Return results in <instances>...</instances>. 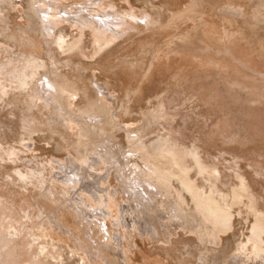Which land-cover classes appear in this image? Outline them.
Instances as JSON below:
<instances>
[{
  "label": "rangeland",
  "instance_id": "obj_1",
  "mask_svg": "<svg viewBox=\"0 0 264 264\" xmlns=\"http://www.w3.org/2000/svg\"><path fill=\"white\" fill-rule=\"evenodd\" d=\"M34 1L0 0V264H264V0Z\"/></svg>",
  "mask_w": 264,
  "mask_h": 264
},
{
  "label": "bare ground",
  "instance_id": "obj_2",
  "mask_svg": "<svg viewBox=\"0 0 264 264\" xmlns=\"http://www.w3.org/2000/svg\"><path fill=\"white\" fill-rule=\"evenodd\" d=\"M34 2H35V1L32 0V3H33V4H34ZM41 3H42V2H41ZM36 5H37V4H36ZM53 6H54V5H53ZM53 6H52V7H53ZM40 7H41V6H40ZM47 7H49V6H47ZM52 7H51V8H52ZM54 7H55V6H54ZM36 8H37V7H36ZM36 8H35V9H36ZM51 8H50V9H51ZM52 9H54V8H52ZM40 10H41V9H40ZM54 10H56V9H54ZM54 10H52V12L49 13V14H46V13H45V14H46V15H49V17L52 18V17H54L55 15H58V14H56V12H55ZM38 11H39V10H38ZM42 11H43V10H42ZM42 11H41V12H42ZM56 11H57V10H56ZM57 12H58V11H57ZM93 12H94V11H92V12H88V13L91 14V18H90L89 22L91 23V26H92V27H94V24H95V23L91 22V21H93V17H94V15H95V14H93ZM47 13H48V12H47ZM68 13H69V12H66V13H64V15H65V14L67 15ZM74 13L76 14L77 12L75 11ZM88 13H87V12L84 13V12H82V10H81V11L79 12V14H78V13L76 14L77 16H76V18H74V20L79 21L80 19H82V18H83L85 15H87ZM75 14H74V15H75ZM66 15H65V16H66ZM97 15L102 16V17L105 16V14L100 13V12H98ZM42 16L45 17L43 14H42ZM71 16H72V14H71ZM131 17H134V16H131ZM69 18H70V14H69V16L64 17L65 20L68 19L69 22H70V21H71V18H70V19H69ZM134 18H135V17H134ZM45 19H46V17H45ZM47 19H48V18H47ZM84 19H85V18H84ZM68 20H67V21H68ZM74 20H73L72 22H75ZM47 21H48V20H47ZM49 21H51V20L49 19ZM49 21H48V22H49ZM48 22H47V23H48ZM86 22H87V21H86ZM96 22L99 23V21H96ZM45 24H46V22H45ZM51 24H52V22H51ZM85 25H86V24H85ZM97 25H98V24H97ZM86 26H87V25H86ZM46 27H48V26L45 25V28H46ZM47 29H48V28H47ZM96 30H100V29H96ZM97 33H98V35L100 36L101 33H104V32H103V31H99V32H97ZM104 34H105V33H104ZM104 34H102V35L104 36ZM63 39H64V38H63ZM96 39H97V38H96ZM104 39H105V38H104ZM63 44H64V43H63ZM209 216H210V215H209ZM216 216H217V215H216ZM263 253H264V252H263Z\"/></svg>",
  "mask_w": 264,
  "mask_h": 264
}]
</instances>
